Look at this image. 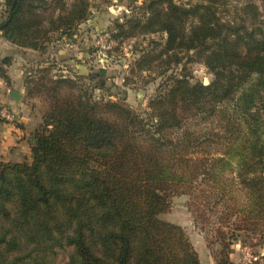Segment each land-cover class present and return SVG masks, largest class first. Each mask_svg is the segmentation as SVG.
Returning a JSON list of instances; mask_svg holds the SVG:
<instances>
[{
    "label": "trees",
    "instance_id": "1",
    "mask_svg": "<svg viewBox=\"0 0 264 264\" xmlns=\"http://www.w3.org/2000/svg\"><path fill=\"white\" fill-rule=\"evenodd\" d=\"M91 1L4 0L0 35L44 51L52 37L76 34ZM258 1H150L146 33L165 31L164 49L191 52L213 78L204 85L176 73L143 111L95 99L77 73L25 71L27 94L43 93L49 104L30 134V157L0 159V264H55L63 251L67 264H200L184 229L160 217L182 194L200 221L219 222L217 264H231L241 232L264 241ZM10 63L0 60L6 84Z\"/></svg>",
    "mask_w": 264,
    "mask_h": 264
},
{
    "label": "rangeland",
    "instance_id": "2",
    "mask_svg": "<svg viewBox=\"0 0 264 264\" xmlns=\"http://www.w3.org/2000/svg\"><path fill=\"white\" fill-rule=\"evenodd\" d=\"M150 1L152 0H92L90 17L79 24L73 37H52L54 49H62L68 55L73 51V70L82 76L81 85L93 89L95 99L119 98L133 109L143 111L148 99L162 90L169 83V78L176 73H182L191 78V81L198 80L204 85L212 80L213 75L203 61L191 57V52L175 53L164 49L167 38L165 31L146 33L141 25L150 15ZM172 1L188 5L199 0ZM227 1L231 5L243 3V0ZM255 1L259 3L258 0ZM224 13L226 14L225 10L221 9L222 17ZM138 21L139 25H136ZM57 55L50 56L51 62L42 66L28 64L27 72L34 74V71L52 65L47 73L49 76L66 74L69 69L62 67L64 64ZM25 81L27 83V76ZM102 84L104 86L99 88ZM30 85L31 83L26 84V87ZM36 96L40 98L38 104L41 107L38 110L42 114L49 101L43 93ZM170 199L169 209L160 217L184 229L198 253L200 264H217L220 247L215 241V232L220 224L216 217L210 215L208 220L200 221L190 210V200L186 194L174 195ZM228 257L231 264H250L256 260L264 264V241L259 240L258 236L241 232L232 240ZM55 264H67V251L58 255Z\"/></svg>",
    "mask_w": 264,
    "mask_h": 264
},
{
    "label": "crops",
    "instance_id": "3",
    "mask_svg": "<svg viewBox=\"0 0 264 264\" xmlns=\"http://www.w3.org/2000/svg\"><path fill=\"white\" fill-rule=\"evenodd\" d=\"M4 0H0V15L3 10ZM64 40V38H63ZM53 43H48L44 51H37L30 48L19 47L0 35V60L5 57L11 59L10 65L7 67V75L9 84L0 78V104L8 105L16 110L20 116V121L11 124L0 119V159L5 161H20L30 157L29 137L31 132L41 122V107L38 103L40 98L36 95L29 96L26 87V69L28 64L50 63V56L57 55L62 60L66 74H74V57L72 53H66L62 49H54ZM74 46V45H73ZM70 48L72 46L70 45ZM73 49V48H72ZM74 50V49H73ZM72 54V55H71ZM78 58V56H76ZM50 61V62H49ZM47 66V65H46ZM9 90L18 93L19 99L15 100L9 96Z\"/></svg>",
    "mask_w": 264,
    "mask_h": 264
},
{
    "label": "built area",
    "instance_id": "4",
    "mask_svg": "<svg viewBox=\"0 0 264 264\" xmlns=\"http://www.w3.org/2000/svg\"><path fill=\"white\" fill-rule=\"evenodd\" d=\"M0 119L11 124H16L20 121V116L13 108L0 104Z\"/></svg>",
    "mask_w": 264,
    "mask_h": 264
},
{
    "label": "water",
    "instance_id": "5",
    "mask_svg": "<svg viewBox=\"0 0 264 264\" xmlns=\"http://www.w3.org/2000/svg\"><path fill=\"white\" fill-rule=\"evenodd\" d=\"M9 96L13 97L15 100H18L20 95L12 90H9Z\"/></svg>",
    "mask_w": 264,
    "mask_h": 264
}]
</instances>
